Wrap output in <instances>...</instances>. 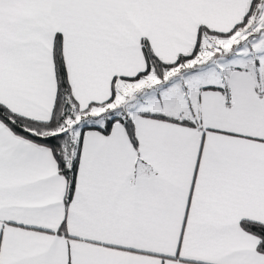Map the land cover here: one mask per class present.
Wrapping results in <instances>:
<instances>
[{"label": "snow or ice", "instance_id": "1", "mask_svg": "<svg viewBox=\"0 0 264 264\" xmlns=\"http://www.w3.org/2000/svg\"><path fill=\"white\" fill-rule=\"evenodd\" d=\"M0 264H264V0H0Z\"/></svg>", "mask_w": 264, "mask_h": 264}]
</instances>
